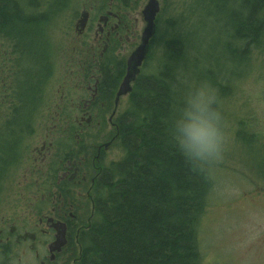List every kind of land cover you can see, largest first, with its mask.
Wrapping results in <instances>:
<instances>
[{
    "label": "trees",
    "instance_id": "obj_1",
    "mask_svg": "<svg viewBox=\"0 0 264 264\" xmlns=\"http://www.w3.org/2000/svg\"><path fill=\"white\" fill-rule=\"evenodd\" d=\"M70 1L0 0V39L8 44L5 50L10 65L49 70L45 87L56 68L49 27L57 23ZM225 1L236 4L229 19L235 28L233 38L239 42L231 51L242 66L237 74L240 79L252 52L264 50V0ZM200 2L218 4L221 0L193 1ZM20 43L43 55L47 68L37 65L38 57L34 60L24 55ZM185 44L182 34L167 40L169 50L159 69L142 73L133 84L116 119L115 144L122 155L101 162L93 190V213L82 223L85 228L77 237L74 264H202L198 234L213 186L212 175L192 170L169 136L171 119L182 105L184 85L177 80L176 68L185 56ZM119 69H114L115 73ZM21 73L18 69V75ZM19 79L0 92V191L5 174L18 166L27 150L26 141L35 130L34 118L44 102L40 97L43 89L33 92L28 80ZM212 84L219 99L229 94L227 79H215ZM238 133L234 134L237 140L253 141ZM55 155L57 159L47 162L49 171L59 164L61 156ZM47 178L54 183L56 177L50 174Z\"/></svg>",
    "mask_w": 264,
    "mask_h": 264
},
{
    "label": "rangeland",
    "instance_id": "obj_2",
    "mask_svg": "<svg viewBox=\"0 0 264 264\" xmlns=\"http://www.w3.org/2000/svg\"><path fill=\"white\" fill-rule=\"evenodd\" d=\"M89 1L71 0L57 23L49 27L51 39L55 43V73L40 94L44 102L34 118L35 130L26 141L27 150L18 166L5 174L1 183L0 216L6 215L8 221H16L19 226L27 221L32 225L36 222V215L30 210L39 209L37 206L49 209L53 203L51 200H54L51 194L50 197L46 195L45 199L42 198V193H46L44 187L50 191L55 188L52 190L47 177H40L44 172L36 160L40 144L43 141L54 143L48 149L50 155L44 164L52 158L57 159L54 154L59 153L60 148H70L73 144L62 132L68 120L72 122L75 113L74 105L69 102L76 92L75 79L71 77V70L75 72V67L67 61L73 46L76 49L81 46L75 40L73 30L75 14L83 3ZM193 1L160 0L156 32L141 73L158 70L169 50L165 42L182 34L186 39L183 48L185 56L176 65V77L179 80L207 79L211 82L222 78L229 82V94L219 99L229 143L224 159L211 174L213 186L200 222L198 245L202 264H264V50L252 52L246 70L242 71V78L238 79L237 74L242 66L231 49L236 48L239 42L231 37L233 30L229 19L231 8H236V4ZM7 46V42L0 39V92L16 79L17 70L12 69L6 56ZM133 47L134 44L127 45L126 51L117 53V60L125 59ZM126 102V98H123L118 106L119 111ZM236 130H239L238 134L242 133L241 138L249 137L253 141L237 140L234 136ZM102 131L105 128L99 129V133ZM112 133L113 130L109 131V135ZM91 135H94V131ZM102 141L105 142V138ZM85 145L89 146L87 143ZM121 155L117 144H113L107 149L103 162L118 159ZM82 192L83 195L79 197L82 203L75 195L73 199L81 205L79 222L86 223L91 207ZM54 194L56 196L57 193ZM72 243V253H77L78 246L75 241Z\"/></svg>",
    "mask_w": 264,
    "mask_h": 264
},
{
    "label": "flooded vegetation",
    "instance_id": "obj_3",
    "mask_svg": "<svg viewBox=\"0 0 264 264\" xmlns=\"http://www.w3.org/2000/svg\"><path fill=\"white\" fill-rule=\"evenodd\" d=\"M147 2L148 0H90L83 3L75 14L73 30L75 40L81 46L79 45V49L73 46L67 61L75 67V72L71 70V77L75 79L76 92L69 98L75 113L72 122L65 124L62 129L64 136H73L75 142L68 149L69 152L59 149L61 157L54 171H49L48 165L43 163L50 155L48 149L54 146L53 141H43L40 144L36 157L40 168L44 169L40 177L50 174L56 177L54 183L50 182L52 190H55L50 191L43 186L46 193H42V198L45 199L46 195L50 197L51 194L54 200H51L53 203L49 209L37 206L39 209L30 210L36 215V222L32 225L27 221L19 226L16 221H8L6 215L0 216V264H74L71 246L73 241L77 244L78 233L84 224L81 220L79 222L81 205L73 198L74 195L79 198L83 195L82 190L84 191V198L89 200L91 207L88 220L93 213V190L98 184L101 162L106 158L107 149L116 143L118 137L116 119L121 112L118 106L130 94L120 96L115 106L116 92L126 71V59L139 43L145 25L142 9ZM157 2L160 9V0ZM152 39L153 37L150 39L146 59ZM126 44H134V47L121 60V69L115 78L114 68L112 70L109 67V53L111 50L117 53L126 51ZM146 59L142 62L136 79L141 74ZM12 69L17 70V67ZM134 83L133 81L132 87ZM102 127L105 131L99 133ZM111 130L113 133L109 135ZM92 131L94 135H91ZM103 138L105 142H100ZM89 139L92 141H88ZM76 143H80L85 151L74 149ZM33 170L29 172L32 173ZM54 193H57L56 196ZM79 201L82 203V199L79 198ZM69 255L73 257L70 258Z\"/></svg>",
    "mask_w": 264,
    "mask_h": 264
},
{
    "label": "clouds",
    "instance_id": "obj_4",
    "mask_svg": "<svg viewBox=\"0 0 264 264\" xmlns=\"http://www.w3.org/2000/svg\"><path fill=\"white\" fill-rule=\"evenodd\" d=\"M180 82L184 85L182 105L171 119L170 140L192 170L211 175L229 143L217 89L207 79L181 78Z\"/></svg>",
    "mask_w": 264,
    "mask_h": 264
},
{
    "label": "water",
    "instance_id": "obj_5",
    "mask_svg": "<svg viewBox=\"0 0 264 264\" xmlns=\"http://www.w3.org/2000/svg\"><path fill=\"white\" fill-rule=\"evenodd\" d=\"M158 10L159 5L157 0H148L142 9V16L144 18L145 25L142 29L139 43L135 46L126 59V71L116 92L115 106H117L120 96L131 91L132 82L134 79H136L140 66L147 56L150 39L155 33V16Z\"/></svg>",
    "mask_w": 264,
    "mask_h": 264
},
{
    "label": "bare ground",
    "instance_id": "obj_6",
    "mask_svg": "<svg viewBox=\"0 0 264 264\" xmlns=\"http://www.w3.org/2000/svg\"><path fill=\"white\" fill-rule=\"evenodd\" d=\"M225 2H226L225 0H221L220 3H225ZM208 4H211V2L208 3ZM35 10H36L35 12L37 14H41L42 13L41 11H39L37 9H35ZM232 30L233 31L231 32V37H234V32H235L234 26H232ZM19 46H20V48H22V51H23L24 55H26V56L34 59V60H35V57H38L37 60H36L37 63H38L37 65H40V66H42L44 68H47V59L43 55H41V54L39 55V53L37 51H35V49H30V45H27V43L25 45L20 43ZM116 54H117V52L114 51V50H111L110 53H109V67H111L112 70H113V68L114 69L121 68V66H120L121 60H117ZM18 66H19V64H18ZM18 69H22V73L20 75H18ZM154 70H155V72L157 71V69H154ZM46 71L42 72L40 69H38V71H35L32 66H24L23 68H18L17 67L16 81H19L20 80L19 78H21L25 82L28 80L29 81L28 82L29 89L31 91L35 92L36 89L38 90V89H43V87L45 88V83L48 80L49 70H46ZM115 78H116V73H115ZM177 80L180 82V80L178 78H177ZM133 81L136 82V79H134ZM179 82H178V84H179ZM69 137L70 138L68 140H71L72 143L74 144L75 138L73 136H69ZM73 147L77 151H80V152L81 151L82 152L85 151V148L80 143H76ZM68 149L69 148L67 147L65 149V151L67 150L66 152H69ZM82 228H85V225L82 226ZM79 233H78V235H79Z\"/></svg>",
    "mask_w": 264,
    "mask_h": 264
}]
</instances>
